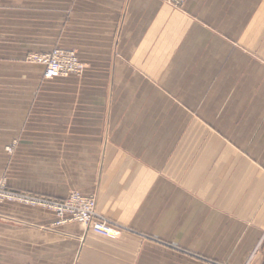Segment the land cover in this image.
Segmentation results:
<instances>
[{"label":"crops","instance_id":"0c3cea01","mask_svg":"<svg viewBox=\"0 0 264 264\" xmlns=\"http://www.w3.org/2000/svg\"><path fill=\"white\" fill-rule=\"evenodd\" d=\"M2 177L122 230L2 202L0 264H264V0H0Z\"/></svg>","mask_w":264,"mask_h":264},{"label":"built area","instance_id":"2783aa9c","mask_svg":"<svg viewBox=\"0 0 264 264\" xmlns=\"http://www.w3.org/2000/svg\"><path fill=\"white\" fill-rule=\"evenodd\" d=\"M185 0H167L173 7H180ZM27 62L42 68V77L45 80L79 76L84 71L74 50L55 48L46 54H32ZM0 180V202L17 203L23 206L52 212L56 216V225L77 223L85 230L107 239H118L121 227L110 222L96 212L94 196H85L79 192H71L64 200L38 197L7 191Z\"/></svg>","mask_w":264,"mask_h":264},{"label":"rangeland","instance_id":"374dc122","mask_svg":"<svg viewBox=\"0 0 264 264\" xmlns=\"http://www.w3.org/2000/svg\"><path fill=\"white\" fill-rule=\"evenodd\" d=\"M6 152L8 153V154H12V152H13V148L12 147H10V148H7L6 149ZM0 180L1 181H3V183H4V189L5 190H7V191H11V192H16V191H13V190H10L9 188H8V186H7V181H6V179L5 178H0ZM16 193H22V194H28V193H23V192H16ZM28 195H31V194H28ZM34 196H38V195H34ZM38 197H45V196H38ZM46 198H49V197H46ZM0 203H2V202H0ZM7 203H10V202H7Z\"/></svg>","mask_w":264,"mask_h":264}]
</instances>
